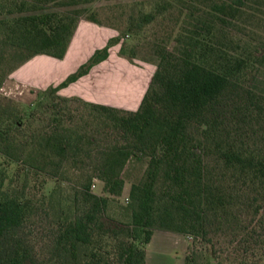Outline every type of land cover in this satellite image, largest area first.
I'll return each instance as SVG.
<instances>
[{
  "label": "trees",
  "instance_id": "obj_1",
  "mask_svg": "<svg viewBox=\"0 0 264 264\" xmlns=\"http://www.w3.org/2000/svg\"><path fill=\"white\" fill-rule=\"evenodd\" d=\"M98 1L0 0V89L34 57L63 59L82 20L119 31L34 107L0 106V158L16 167L0 177V264H37L19 230L66 185L67 204L51 206L55 264H147L156 230L202 238L216 264H264V0L129 2L122 26ZM119 43L121 57L156 65L137 109L59 93ZM131 163L144 171L113 216Z\"/></svg>",
  "mask_w": 264,
  "mask_h": 264
},
{
  "label": "rangeland",
  "instance_id": "obj_2",
  "mask_svg": "<svg viewBox=\"0 0 264 264\" xmlns=\"http://www.w3.org/2000/svg\"><path fill=\"white\" fill-rule=\"evenodd\" d=\"M151 1L153 0H99L95 3V6L99 7L106 5L114 7L116 15H114L115 17L112 16L111 20L114 21L115 24H120L122 26L125 19L123 18L121 20L120 16L122 12H127V7L125 4L129 2L148 3ZM148 8L149 7H147V9ZM108 14L109 11H102L101 16L105 19ZM167 23H169V20H158L153 28V32L156 31L158 34H164V27ZM115 30L117 31L118 35L119 31L117 29ZM82 33L83 32H81L77 40L74 42L69 52V60H72L77 54L79 40L82 36ZM120 47L121 43H119L118 46L115 45L110 48L112 51V58L110 61L95 71L83 84V86H81V89H86L87 87L93 85V92L99 96L105 97L108 101L114 104V106H125L122 108L137 109L139 107L137 104L140 98L143 94H145L151 82L152 76L156 70V65L146 62L141 58H136L134 59V62H130L128 59L119 55ZM90 51L91 47L85 51L84 55L88 54ZM141 54L144 55L146 53L145 51H142ZM55 65L56 61L49 58L36 59L29 65V68L35 69L26 71L25 76L30 79L43 78L49 81L55 77ZM36 67L38 68L36 69ZM48 86L35 87L29 83L23 84L18 82L17 79L13 77V79H11L9 82L4 83L0 89V106H3L7 103H12L25 109L34 107L35 105L33 104L38 97V90L45 89ZM75 105L83 107L81 106L82 104L80 102L76 103ZM98 138H101V136L98 135ZM2 161L3 158H0V177L5 178L6 182H9L14 175L16 167L14 164L9 166L2 164ZM92 169V167L87 166L85 171L92 172ZM73 171L77 173L79 172L78 170ZM143 171L144 168L141 164L131 163L127 167L124 173V176L127 179L124 190L121 196L116 197L111 202L110 213H112L113 216H120V207L126 205L129 202L131 181L141 176ZM55 186V181L49 180L45 191H43L49 193ZM92 190L93 192L100 195L107 194L104 189V183L98 179L94 181ZM36 193L37 198H41L42 192L38 191L36 187H33V194ZM71 195L72 193L66 185L63 190H60L56 193V198L57 196H60V198L54 199V204L52 205L58 206L60 202L64 204L66 201L61 200L58 203L59 199L66 196L70 198ZM51 206H49L48 203L45 205H41L39 203V209L36 214L28 219L25 225L19 230L20 239L24 241L31 253L34 255L37 260V264H44V262L51 258L54 254L51 243L57 233L54 225V222L57 221V214L56 210L52 209ZM146 252L147 264H186L188 253H192L199 264H216L217 262L214 258L210 243L206 242L200 237L170 231L156 230L151 241L146 245ZM49 262H53V264H55L54 260Z\"/></svg>",
  "mask_w": 264,
  "mask_h": 264
},
{
  "label": "crops",
  "instance_id": "obj_3",
  "mask_svg": "<svg viewBox=\"0 0 264 264\" xmlns=\"http://www.w3.org/2000/svg\"><path fill=\"white\" fill-rule=\"evenodd\" d=\"M82 33V36L80 37L79 40V45H78V51L75 57L72 60L68 59L69 52L74 44V42L77 40L79 35ZM117 31L113 28L110 27H104V26H99L96 23L87 21V20H82L79 24V27L73 37V40L71 42V45L67 51V54L63 59H55L54 57L48 56V55H42V56H37L22 65L20 68H18L16 71H14L11 76L6 80V82H9L13 77L17 79L18 82L23 83V84H31L35 87H45L50 84L57 85L59 84L62 80H64L70 73L76 71L78 67L84 63L85 61L88 60V58L94 53V51L98 48L103 47L106 45L108 42L109 38L116 36ZM98 43V44H97ZM118 46V45H117ZM91 47V51L84 55L85 51ZM112 48V47H111ZM112 51L110 50V55L109 57L99 63L98 65L94 66L91 71L78 79L76 82L71 83L69 86L62 88L59 93L63 96H78L83 98L84 100L95 102V103H102V104H107V105H112L110 101H108L105 97L97 95L95 92L92 90V86L87 87L86 89H81V86L91 77V75L97 71L99 68L107 64V62L110 61L112 58ZM40 58H49L54 61H56V65L54 66V74L55 77L52 78L51 80H45L43 78L41 79H30L27 76H25L26 71L28 70H34L35 68H29L30 63H32L34 60H38ZM47 60V59H46ZM38 67H36L37 69ZM45 78V77H44ZM48 81V82H47ZM5 82V83H6ZM144 94L142 95V97ZM140 98L139 102L137 105H140L141 99ZM118 107V106H116ZM125 107V106H122Z\"/></svg>",
  "mask_w": 264,
  "mask_h": 264
}]
</instances>
